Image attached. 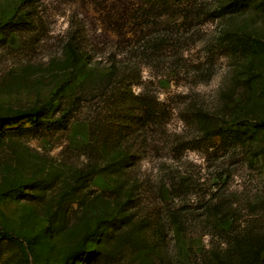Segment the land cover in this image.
Wrapping results in <instances>:
<instances>
[{"label": "rangeland", "instance_id": "obj_1", "mask_svg": "<svg viewBox=\"0 0 264 264\" xmlns=\"http://www.w3.org/2000/svg\"><path fill=\"white\" fill-rule=\"evenodd\" d=\"M0 264H264V0H0Z\"/></svg>", "mask_w": 264, "mask_h": 264}, {"label": "trees", "instance_id": "obj_2", "mask_svg": "<svg viewBox=\"0 0 264 264\" xmlns=\"http://www.w3.org/2000/svg\"><path fill=\"white\" fill-rule=\"evenodd\" d=\"M146 1H151L152 5L155 4L157 5V8H161V9H165L167 7H169L170 5H179L181 2H188L190 0H146ZM193 1V0H191ZM208 14L210 16L213 15V11L208 12ZM162 36H159V39H157L159 42H162ZM72 47V46H71ZM116 90L118 91V94L121 95L122 97V101L124 102H130L126 104V111H124V113H128V107L127 106H133V107H137L138 109H140L142 112H147L146 115H144V113H142L141 115L138 116V118H136L137 121H141V123H144L148 120H150L151 118H156L155 115L156 114H152L150 111V104L145 102L142 98L139 97H135L132 96L133 99H131V95L129 94V96H127L128 94H126L127 90L126 88H116ZM114 96V92L111 93ZM137 105V106H136ZM125 110V108H124Z\"/></svg>", "mask_w": 264, "mask_h": 264}]
</instances>
